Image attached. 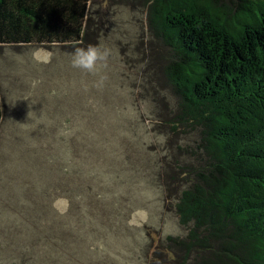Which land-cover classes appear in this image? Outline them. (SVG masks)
<instances>
[{
  "label": "rangeland",
  "instance_id": "obj_1",
  "mask_svg": "<svg viewBox=\"0 0 264 264\" xmlns=\"http://www.w3.org/2000/svg\"><path fill=\"white\" fill-rule=\"evenodd\" d=\"M89 16L83 47L110 52L96 74L71 49L0 46V264H37L21 243L40 219L78 233L56 264H172L168 238L187 232L175 203L200 130L176 122L169 50L145 0H94Z\"/></svg>",
  "mask_w": 264,
  "mask_h": 264
},
{
  "label": "trees",
  "instance_id": "obj_2",
  "mask_svg": "<svg viewBox=\"0 0 264 264\" xmlns=\"http://www.w3.org/2000/svg\"><path fill=\"white\" fill-rule=\"evenodd\" d=\"M93 1L0 0V46L83 47ZM145 2L150 29L169 50L176 122L200 130V158L182 169L175 203L188 229L168 238L169 262L264 264V0ZM40 220L21 243L26 260L56 264L54 251L71 243L66 234L78 233L62 224L69 231L57 237Z\"/></svg>",
  "mask_w": 264,
  "mask_h": 264
},
{
  "label": "clouds",
  "instance_id": "obj_3",
  "mask_svg": "<svg viewBox=\"0 0 264 264\" xmlns=\"http://www.w3.org/2000/svg\"><path fill=\"white\" fill-rule=\"evenodd\" d=\"M110 52L99 45L77 47L71 54V66L87 74H96L102 66L106 65Z\"/></svg>",
  "mask_w": 264,
  "mask_h": 264
}]
</instances>
